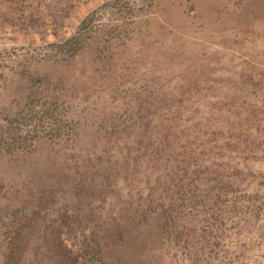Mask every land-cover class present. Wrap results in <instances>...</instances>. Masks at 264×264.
Returning a JSON list of instances; mask_svg holds the SVG:
<instances>
[{
	"label": "rangeland",
	"instance_id": "rangeland-1",
	"mask_svg": "<svg viewBox=\"0 0 264 264\" xmlns=\"http://www.w3.org/2000/svg\"><path fill=\"white\" fill-rule=\"evenodd\" d=\"M0 264H264V0H0Z\"/></svg>",
	"mask_w": 264,
	"mask_h": 264
}]
</instances>
